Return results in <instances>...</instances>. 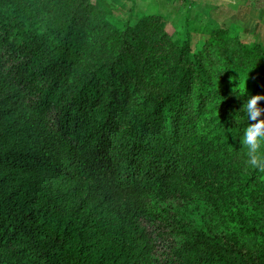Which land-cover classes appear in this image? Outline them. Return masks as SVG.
<instances>
[{
    "label": "trees",
    "instance_id": "1",
    "mask_svg": "<svg viewBox=\"0 0 264 264\" xmlns=\"http://www.w3.org/2000/svg\"><path fill=\"white\" fill-rule=\"evenodd\" d=\"M132 1L0 0V264H264V43Z\"/></svg>",
    "mask_w": 264,
    "mask_h": 264
},
{
    "label": "rangeland",
    "instance_id": "2",
    "mask_svg": "<svg viewBox=\"0 0 264 264\" xmlns=\"http://www.w3.org/2000/svg\"><path fill=\"white\" fill-rule=\"evenodd\" d=\"M189 1L194 5L193 0H135L132 2H126L128 7H132L134 5V8L136 10V13L142 12V13H155V12H160L165 14V16L168 18L167 19V25L166 29L167 31L174 36L175 39H177L176 34V29L182 25V19L185 17L186 12L185 9L187 10V7L185 6L186 4L188 5V8L190 7ZM219 3H222V1H219ZM254 7L258 8H264V3H254ZM259 4V5H258ZM192 5V6H193ZM120 5H114V13H116L119 17H127V13L125 11H122L119 9ZM181 9L180 11H178ZM183 9V11H182ZM193 10H197L194 6L192 8ZM198 11V10H197ZM199 12V11H198ZM201 13V12H199ZM226 15H228L226 17ZM219 16H224L219 18ZM237 12L229 14H223L221 15L220 13H214L212 15H200V14H192L191 15V22H192V34L195 39H199L202 36V31L201 29L207 25H213L215 27H218L219 25L222 26L223 28L227 29L230 27L231 24H240L243 25L241 22V19L239 18ZM257 32L259 34L264 33L263 30H256V32H253V34H247L245 33V36L248 37V35L252 38H258L257 37ZM186 33V32H184ZM262 39L264 37L262 36ZM260 40V39H259ZM247 159L246 155L244 157Z\"/></svg>",
    "mask_w": 264,
    "mask_h": 264
},
{
    "label": "clouds",
    "instance_id": "3",
    "mask_svg": "<svg viewBox=\"0 0 264 264\" xmlns=\"http://www.w3.org/2000/svg\"><path fill=\"white\" fill-rule=\"evenodd\" d=\"M234 93L241 99L247 97L242 109L235 113L236 123H242L240 139L242 148L246 150L247 162L264 171V118H261L264 117V107L260 106L264 96L248 94L247 81H240Z\"/></svg>",
    "mask_w": 264,
    "mask_h": 264
},
{
    "label": "crops",
    "instance_id": "4",
    "mask_svg": "<svg viewBox=\"0 0 264 264\" xmlns=\"http://www.w3.org/2000/svg\"><path fill=\"white\" fill-rule=\"evenodd\" d=\"M219 1H222V3H219ZM193 2L194 7L204 15H212L214 13L231 15V13L237 12L243 25L236 24L241 26L247 34H253L259 28L264 31V8L253 6L256 2L264 3V0H193ZM221 17L224 16H219V18ZM256 35L258 38L255 39L264 43V39H262L264 33L259 34L257 32Z\"/></svg>",
    "mask_w": 264,
    "mask_h": 264
}]
</instances>
